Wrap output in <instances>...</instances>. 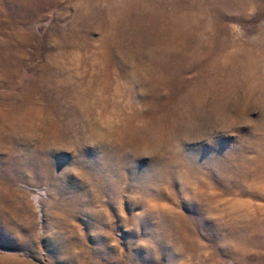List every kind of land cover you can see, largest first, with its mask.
<instances>
[{
  "label": "rangeland",
  "instance_id": "rangeland-1",
  "mask_svg": "<svg viewBox=\"0 0 264 264\" xmlns=\"http://www.w3.org/2000/svg\"><path fill=\"white\" fill-rule=\"evenodd\" d=\"M0 264H264V0H0Z\"/></svg>",
  "mask_w": 264,
  "mask_h": 264
}]
</instances>
